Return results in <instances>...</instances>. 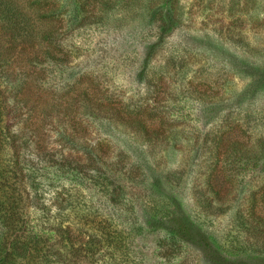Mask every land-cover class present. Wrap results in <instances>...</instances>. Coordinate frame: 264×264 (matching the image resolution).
Returning <instances> with one entry per match:
<instances>
[{
	"label": "rangeland",
	"instance_id": "obj_1",
	"mask_svg": "<svg viewBox=\"0 0 264 264\" xmlns=\"http://www.w3.org/2000/svg\"><path fill=\"white\" fill-rule=\"evenodd\" d=\"M52 1L64 5L51 24L58 58L18 96L14 129L29 150L103 152L132 172L112 206L134 198V218L106 213L144 227L137 264H264V0H170V22L161 0H80L78 21L76 0ZM157 203L170 218L147 215ZM173 232L184 240L164 254ZM235 238L262 253L224 255Z\"/></svg>",
	"mask_w": 264,
	"mask_h": 264
},
{
	"label": "trees",
	"instance_id": "obj_2",
	"mask_svg": "<svg viewBox=\"0 0 264 264\" xmlns=\"http://www.w3.org/2000/svg\"><path fill=\"white\" fill-rule=\"evenodd\" d=\"M161 1L159 10L170 22V0ZM62 6L52 0H0V264H82L96 256L111 260L109 264H137L132 240L144 234V227L128 231L126 223L117 225L106 213L124 215L127 223L134 218L127 209H136L134 198L127 207L112 206L127 197L132 172L121 171L103 152L90 151L82 158L55 157L41 146L31 152L14 129L21 110L18 96L35 84L39 73L32 69L58 58L53 41L60 43L62 35L51 24ZM73 9L78 21L80 0ZM140 130L146 133L145 126ZM146 213L155 221L171 216L170 207L160 203ZM244 223L249 226L246 221L240 226ZM72 227L87 236L82 245ZM183 240L181 233H170L161 252L176 251ZM219 249L229 257L262 253L254 242L245 247L239 238Z\"/></svg>",
	"mask_w": 264,
	"mask_h": 264
}]
</instances>
